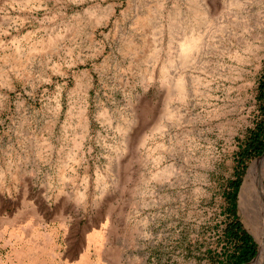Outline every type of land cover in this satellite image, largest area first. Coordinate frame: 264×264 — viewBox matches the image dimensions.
<instances>
[{
  "label": "rangeland",
  "instance_id": "374dc122",
  "mask_svg": "<svg viewBox=\"0 0 264 264\" xmlns=\"http://www.w3.org/2000/svg\"><path fill=\"white\" fill-rule=\"evenodd\" d=\"M263 75L264 0H0V264H222L237 176L258 264Z\"/></svg>",
  "mask_w": 264,
  "mask_h": 264
},
{
  "label": "trees",
  "instance_id": "16d2710c",
  "mask_svg": "<svg viewBox=\"0 0 264 264\" xmlns=\"http://www.w3.org/2000/svg\"><path fill=\"white\" fill-rule=\"evenodd\" d=\"M259 98L264 100V75L259 83L258 87ZM261 143H257L255 150H261ZM259 152V151H258ZM240 184V177L229 184L230 191L225 197L228 203V213L231 215L232 221L225 230V235L227 240L234 243L235 251L234 253L226 256V259L222 264H245L249 262L256 254V244L252 238L241 228V225L237 222L235 216V200L237 196V191Z\"/></svg>",
  "mask_w": 264,
  "mask_h": 264
},
{
  "label": "bare ground",
  "instance_id": "6f19581e",
  "mask_svg": "<svg viewBox=\"0 0 264 264\" xmlns=\"http://www.w3.org/2000/svg\"><path fill=\"white\" fill-rule=\"evenodd\" d=\"M189 46H192L191 44H188V47ZM263 165V164H262ZM262 170H264V168L262 169ZM261 172V171H260ZM263 172V171H262ZM264 244V243H263ZM263 249H262V253H261V257H260V260H259V262H258V264H264V245H263V247H262Z\"/></svg>",
  "mask_w": 264,
  "mask_h": 264
}]
</instances>
